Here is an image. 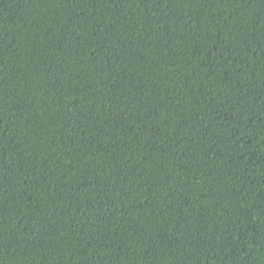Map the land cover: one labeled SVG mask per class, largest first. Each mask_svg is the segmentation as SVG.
Returning a JSON list of instances; mask_svg holds the SVG:
<instances>
[{
  "label": "trees",
  "instance_id": "16d2710c",
  "mask_svg": "<svg viewBox=\"0 0 264 264\" xmlns=\"http://www.w3.org/2000/svg\"><path fill=\"white\" fill-rule=\"evenodd\" d=\"M0 264H264V0H0Z\"/></svg>",
  "mask_w": 264,
  "mask_h": 264
}]
</instances>
